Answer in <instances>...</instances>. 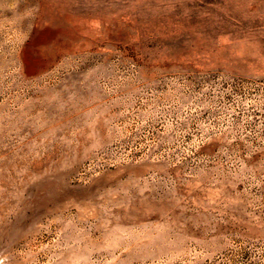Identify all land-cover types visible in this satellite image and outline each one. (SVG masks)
I'll list each match as a JSON object with an SVG mask.
<instances>
[{"label":"rangeland","instance_id":"1","mask_svg":"<svg viewBox=\"0 0 264 264\" xmlns=\"http://www.w3.org/2000/svg\"><path fill=\"white\" fill-rule=\"evenodd\" d=\"M0 264H264V0H0Z\"/></svg>","mask_w":264,"mask_h":264}]
</instances>
